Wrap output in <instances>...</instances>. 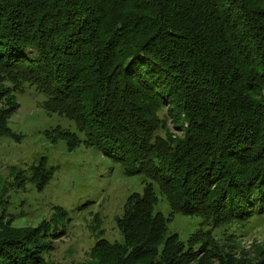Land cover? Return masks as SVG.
<instances>
[{"label": "trees", "instance_id": "16d2710c", "mask_svg": "<svg viewBox=\"0 0 264 264\" xmlns=\"http://www.w3.org/2000/svg\"><path fill=\"white\" fill-rule=\"evenodd\" d=\"M26 87L85 137L54 142L146 182L117 221L124 242L98 241L84 264H264V246L236 260L213 234L264 218V0H0V139ZM52 177L47 158L32 167L39 190ZM176 214L210 229L167 236ZM49 227L0 219V264H54Z\"/></svg>", "mask_w": 264, "mask_h": 264}, {"label": "rangeland", "instance_id": "374dc122", "mask_svg": "<svg viewBox=\"0 0 264 264\" xmlns=\"http://www.w3.org/2000/svg\"><path fill=\"white\" fill-rule=\"evenodd\" d=\"M15 113L9 118L10 132L0 139V219L14 227L36 228L49 221L50 232L59 234L46 261L54 264H84L100 240L123 243L117 221L133 193L143 194L146 182L141 174L129 175L114 158L82 143L70 148L68 140L54 142L59 129L81 134L74 122L43 108L45 97L34 87L15 92ZM174 134H181L169 121ZM47 158L53 177L39 190L31 180L32 167ZM155 213L169 217L171 207L158 194ZM4 225V224H2ZM204 220L176 214L168 224L167 236L176 234L187 244L191 235L207 230ZM221 246L236 260L259 258L264 246V218L246 226L213 232ZM236 234L235 239L230 235Z\"/></svg>", "mask_w": 264, "mask_h": 264}]
</instances>
